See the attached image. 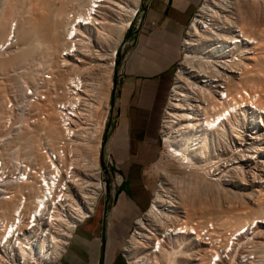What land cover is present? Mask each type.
Returning a JSON list of instances; mask_svg holds the SVG:
<instances>
[{
  "label": "bare ground",
  "instance_id": "bare-ground-1",
  "mask_svg": "<svg viewBox=\"0 0 264 264\" xmlns=\"http://www.w3.org/2000/svg\"><path fill=\"white\" fill-rule=\"evenodd\" d=\"M37 1H30L28 7L18 6L16 0L2 2L0 45L5 48V52H0V72L4 73L14 65L30 59L39 50L43 54L42 62L55 64L70 35H75L74 48L82 54V59L86 58L84 52L92 46H89L91 38L97 33L106 37L107 31L113 39L109 43H97L105 42L108 49V53L98 60L105 64L97 63L101 69L97 79L99 81L94 77L91 62L86 64L89 61H83L81 55L84 65L74 66L84 75L85 91L82 115L78 121L75 171L68 192V211L71 216L63 211V206L57 207L58 236L56 234L51 238L55 244L50 252L33 255L30 251L22 250L14 262L10 260L7 264H20V260L26 263L29 258L56 262L70 247L77 226L94 213L99 196L107 187L102 181L100 156L101 149L103 151L102 134L109 110L110 91L114 86V71L117 67L116 51L143 0ZM12 18L17 19L11 21ZM196 18L188 30L185 60L176 76L164 124L169 155L180 162V167L177 172L166 173L152 207L136 222L135 232L128 240L124 252L131 264H264V158L254 161L256 165L251 164L235 173L231 172L229 165L224 170L219 166L230 161L227 155L234 151L236 153L237 149L240 151V143L244 140L246 142V136L239 131L241 111H236L234 115L230 113V103L221 101V87L226 84L231 95L239 89L249 88L261 93L264 99V0H206ZM207 20L210 21V26ZM14 22L18 23L17 29L11 31ZM235 24L261 41L260 47L256 49L257 57L249 68L243 70L244 76L239 81L223 71L221 62L217 63L221 54H217L220 52L217 49L218 43L215 45L217 37L222 41L227 39L230 26ZM107 26L110 28L106 29ZM12 33L17 38L19 47L20 40L23 42V47L14 53L16 46L9 41ZM11 52L9 57L4 56ZM35 71L37 69H32L27 76H37ZM3 89L5 84L2 83L0 91ZM34 107L36 111L43 108L47 110V119L40 122L39 128L46 130L58 142L61 131L53 103ZM227 112L229 117H225ZM203 116L210 123L204 124ZM256 119L251 117L254 133H251L250 140L252 148L264 154V147H261L262 129ZM262 123L264 125L263 120ZM34 127L28 125L25 134L22 132V143L25 145L23 150L41 161L35 134L37 129ZM21 131L22 129L10 133L19 135ZM236 139L240 143L234 142ZM250 150L252 151L251 148ZM216 158L219 163L215 161ZM215 167L222 170L219 179L215 177L216 170L212 171ZM224 178L229 179V183H224ZM223 205H227V211L221 208ZM16 207L14 201L5 205L8 220L12 218ZM187 219L192 220L191 222H214L217 230L221 231L223 227L229 229L227 232L230 229L235 231L232 237L245 229L247 232L240 234L237 242L232 243V237L226 239L222 236V242L227 244L221 246L224 251L220 254L218 248L198 242L197 240H202L200 234L195 238L191 233L185 232L187 229L192 230L189 226L191 222H187L185 231H182L180 225ZM61 228L64 235L60 233ZM38 231L39 229L36 232ZM249 231L252 234L256 231L258 234L250 239ZM230 243L232 247L227 253ZM252 255H255L253 260L250 258ZM0 264H4L2 258Z\"/></svg>",
  "mask_w": 264,
  "mask_h": 264
},
{
  "label": "built area",
  "instance_id": "built-area-1",
  "mask_svg": "<svg viewBox=\"0 0 264 264\" xmlns=\"http://www.w3.org/2000/svg\"><path fill=\"white\" fill-rule=\"evenodd\" d=\"M197 14L198 11L192 18L183 39L181 45L182 57L186 55L184 54V45L188 30L192 23L197 20ZM17 24V22L13 23L11 31L17 29ZM207 24L210 26L209 20H207ZM13 34L9 41L11 40L16 46L14 49L18 50L19 42ZM74 39L75 35L68 36L67 44L62 49L57 62L40 74L34 86L24 89L21 94L7 98L4 102L3 113L0 117V258L4 260V264H7L10 260L14 262L17 254L22 250L30 251L33 255L50 252L55 244L51 238L56 234L58 236L56 232L59 223L57 207L63 206V211L69 217L71 216L70 211H68L70 208L68 192L75 171L74 163L77 157L79 136L78 121L82 115L85 91L84 75L78 68H74V66L82 67L84 65L80 59L82 54L74 48V43H76ZM216 44L217 49L220 51L217 54H221L217 63L221 62L224 66L223 71L239 81L244 76L243 70L249 68L253 59L257 57L256 49L260 47L261 41L257 37L248 35L241 26L235 24L230 26L227 39L222 41L217 37ZM0 52H5L2 45H0ZM180 64L181 62L175 70L172 91L176 84V76L180 71ZM2 80L3 78L0 76V82ZM220 90L223 91L220 96L221 101L230 103V113L234 115L236 111H241L242 122L239 123V131L246 136V142L244 140L243 143L236 139L241 144V150L235 149L236 153L234 151L227 155L230 161H225L224 164L219 165L222 166V170L227 168L226 165H229L231 172L235 173L250 167L251 164L256 165L254 161H261V157L264 158V154L256 152L252 148L253 145L250 140L251 133H254L251 117H255L259 119H256V121L259 122V127L262 129V133H260L263 138L261 147H264V125L262 123V120L264 121V99H262L261 93L249 88L239 89L237 92H233V95L230 94L226 84ZM45 102H52L57 113L61 131V138L58 142L52 139L46 130L39 128L40 122L47 119V110H43V108L36 111L34 106L47 105ZM227 116L229 117L228 112L225 117ZM208 120L203 116L204 124H207ZM28 125L35 126L34 128L37 129L35 134L41 161L27 155L23 150L22 132L25 134ZM20 129H22L21 134L11 135V131ZM215 161H217V158ZM105 167L107 177L111 175V178L108 179L111 181L110 186H112L114 193L117 187H121L123 179L117 173L113 176L114 162L109 154L105 155ZM214 170H216L215 177L219 179V173L222 170L217 167L212 169V171ZM224 180V183H229V179L224 178ZM13 201L17 207L12 218L8 220L6 218L8 211L4 210V207ZM91 216L85 220L91 218ZM191 221H188V219L183 221L184 223L180 225L182 231H185V224ZM191 223L189 226L192 230L187 229L185 232L191 233L195 238L200 234L202 240L197 241L205 246L218 248L220 254L224 251V247L221 246L227 244L222 242V236L228 239L235 233L233 230H230V232L217 230L216 223L213 224L214 222L211 221L198 222L193 220ZM37 229H39L38 232H36ZM256 231L254 234L249 231L250 239L258 232ZM245 232H247V229L241 231L240 234L243 235ZM60 233L63 234L62 228ZM240 234L237 233L232 237L231 243L237 242ZM231 243L227 248V253L231 250ZM254 256L250 257L251 260ZM45 261H36L34 258H29L26 263H22V260L19 262L20 264H55L57 262ZM215 262H218V260Z\"/></svg>",
  "mask_w": 264,
  "mask_h": 264
},
{
  "label": "crops",
  "instance_id": "crops-1",
  "mask_svg": "<svg viewBox=\"0 0 264 264\" xmlns=\"http://www.w3.org/2000/svg\"><path fill=\"white\" fill-rule=\"evenodd\" d=\"M204 1L148 0L141 10L116 73L114 114L105 140V153H110L113 170L123 179L117 202L112 198V208L108 216L106 210L100 226L87 228V222L83 224V230L77 231L70 247L55 264H97L104 245L106 254L123 245L125 234L119 235L125 229L122 223L140 215L144 207L142 187L134 180L147 163L159 156L162 122L175 70L182 59L181 45ZM109 257L113 264L114 257Z\"/></svg>",
  "mask_w": 264,
  "mask_h": 264
},
{
  "label": "rangeland",
  "instance_id": "rangeland-1",
  "mask_svg": "<svg viewBox=\"0 0 264 264\" xmlns=\"http://www.w3.org/2000/svg\"><path fill=\"white\" fill-rule=\"evenodd\" d=\"M30 1H32V0H16L18 6H20V7L23 6V5H26V7H28L30 5ZM42 1L43 0H38L37 2L41 3ZM2 2H4V0H0V6H1ZM201 7L198 9V11L201 9ZM141 10H142V5L139 8L138 14L134 18L130 28L127 30V32H126V34L124 36V40H123L122 44L118 47V50L116 51V53H117V55H116V65L118 64L119 57L120 56L122 57V56L125 55L126 45L129 42L128 40H129V37H130L131 33L134 30H136V25H137L138 19L140 17ZM15 19H17V18H15ZM15 19L12 18L11 21H13ZM11 23L12 22L9 23V26H10ZM108 28H110V26H107L106 29H108ZM98 34L99 33L96 34L97 36L95 35V37H93L94 38V42H93V38H91L92 41H91V44L89 42V44H90L89 46H91V45L92 46L86 48V50L84 48V50H85L84 55H86V58L82 59V57H81V59L83 61H86V60H87V62L89 61L86 64H89L91 62L90 64L92 65V67L90 65H88V67L90 66L92 68V70L94 69L93 73L95 74L94 77H95L96 80L98 79L99 75L101 74V72H100L101 69H99V67L97 66V63H101L102 65L105 64L104 62H98V60L102 59L104 54L107 52L106 51L107 47L104 44H105V42H108V43L111 42V40L113 39V37L111 35H108L107 31L105 33L106 37H103V35L100 34L101 35V40H99L100 35H98ZM102 39H105V40H102ZM98 41H100V42L101 41H105V42L103 44H97V43H99ZM185 42H186V39H185ZM101 46H103V47H101ZM22 47H23V42H21V40H20L19 49L16 50V51H13V53L14 52H18ZM184 47H185V45H184ZM103 48H104V50H103ZM87 49L89 50V53H88ZM11 54H12V52L9 55H4V56L9 57ZM96 54L97 55L101 54V56H97ZM184 54H186V51L184 52ZM94 56H96V57H94ZM185 56L182 57L181 64L184 62ZM93 58L96 59L97 61L94 60ZM41 60L43 61L44 59H43V54H42L41 50H39L30 59H27L24 62H21L19 64L14 65L11 69L5 70L4 73H3V71L0 72V76H1V78H3V80L1 81V84L2 83L5 84V89H3L5 91H3V90L0 91V95H1L0 96V117H1V115L3 113L4 102L6 101L7 98H11L14 95L21 94L22 93L21 91H23L24 89L34 86L37 83V80H38L40 74L44 70L49 68L50 66L54 65V64L51 65L50 62H49V64H46L47 62L45 63V62H42ZM93 64L95 65V67H94ZM181 64H180V67H181ZM36 65H38V66H36ZM85 67H87V66H85ZM32 69H37V72L35 71V73H38V75L37 76L35 75L32 78H30V76H27V73L30 72ZM116 70H117V67H116ZM116 70L114 71L113 83H114V80H115V77H116V73H117ZM34 78H36V79H34ZM97 81H99V80H97ZM113 102H114V86L112 87V89L110 91L109 110H108V113H107V120L105 122V127H104L105 129L103 130V134H102V147H103V150L105 148L104 144H105V140H106V136H107V132H108V128H109V123L111 122L113 114H114ZM166 110H165V116H164L163 122H162L159 156H158V158L155 161H153L151 163H147L142 168L141 173L139 175H137V178H135L136 182L134 180V184L138 185L139 188L142 187L141 188V192H142L141 194H142L143 206L144 207L140 211V213H139L140 215L138 216L137 219L135 217L133 220L132 219L129 220L127 229L125 231V236H124L125 238L123 240V242H124L123 245L121 244V246H119V248L116 247L115 249H109V254L114 257L113 264H131L130 260L125 255L124 249H125V247L127 245L128 240L132 237V235L135 232L134 230L136 229V222L139 219L143 218V216H145L147 211L152 207L153 202L156 199V194L158 192L159 186L165 180L164 178H165L166 173H168V172H177L179 167H180V162L178 160H176V159H173L169 155V152H168L169 143H168V138H166L167 136L165 135L166 133H165V127H164L165 117H166ZM100 115H102V114H100ZM95 116H96V114H95ZM11 135L13 136V133ZM234 142H237V141L235 140ZM24 147H25V145L23 146V148ZM80 153H82V152H80ZM102 153H103V151L101 149L100 166H101ZM87 154L88 153H85L86 156L92 157L91 154H90L91 156L87 155ZM101 169H102V166H101ZM113 171L114 170H112V174L114 176L116 172L115 171L113 172ZM101 176H102L103 183H105L107 187L100 194L98 202H97V204L95 206L94 213L92 214L91 218L85 220L84 223H83V224H85L87 222V226H86L87 228H89L91 225L92 226L93 225L100 226V224H101L100 221L102 220V218L105 219L106 209H107V189H108L107 179L111 178V175H110V177H107V174L102 169ZM109 188H110V186H109ZM118 189H119V187H117L115 192L113 193L112 187H111L110 193H111V197L112 198H114V199L116 198V195L118 194ZM246 200L248 202L251 201V200H248V199H246ZM114 202H115V200H114ZM226 206L227 205H225V206L223 205L221 208L223 210L227 211V209L225 208ZM111 208H112V205H111ZM219 210H220V208H219ZM108 215L109 214H107V216ZM107 219H108V217H107ZM104 223H105V221H104ZM82 225L79 226V228L76 230L75 234L77 233V231L79 229L83 230L81 228ZM130 228H131V230H130ZM227 229L228 228H223L222 227V230H224V231H227ZM75 234H74V236H75ZM241 246L242 245H239V247H241ZM108 264H111V263H108Z\"/></svg>",
  "mask_w": 264,
  "mask_h": 264
},
{
  "label": "water",
  "instance_id": "water-1",
  "mask_svg": "<svg viewBox=\"0 0 264 264\" xmlns=\"http://www.w3.org/2000/svg\"><path fill=\"white\" fill-rule=\"evenodd\" d=\"M147 1L148 0H143L142 1V9L145 8V3ZM120 62H121V56L119 57V61H118V64H117V70H118ZM116 84H117V79L115 77L114 88L116 87ZM113 107H114V102H113ZM105 145H106V141H105L104 147H105ZM105 155H106V153H105V148H104L103 153H102L101 166H102L103 171L107 174L106 167H105ZM110 183H111L110 179H107V185H108V189H107V209H106L107 210V214H109V211H110V208H111V200H112L111 193H110V188H109V186H110L109 184ZM115 201L117 202V197L115 198ZM106 225H107V222H106ZM106 230H107V226H106ZM104 241H105L104 244H106V236H104ZM105 247L106 246L104 245L102 262H104V259H105Z\"/></svg>",
  "mask_w": 264,
  "mask_h": 264
},
{
  "label": "flooded vegetation",
  "instance_id": "flooded-vegetation-1",
  "mask_svg": "<svg viewBox=\"0 0 264 264\" xmlns=\"http://www.w3.org/2000/svg\"><path fill=\"white\" fill-rule=\"evenodd\" d=\"M116 197H117V195H116ZM127 226H128V218H127L126 221L123 222L122 225H121V227H125V229H123V234H122L121 231H119V235H120V236H121V235L124 236L125 231H126V229H127ZM107 252H108V251H107ZM109 256H110L109 252H108L107 254H106V252H105V259H104V262H102V258H103V252H102V255H101L100 260L98 261V264H108V263H109V259H110Z\"/></svg>",
  "mask_w": 264,
  "mask_h": 264
}]
</instances>
